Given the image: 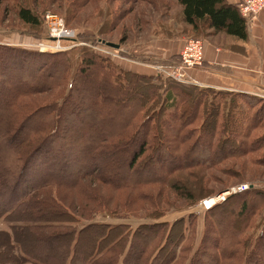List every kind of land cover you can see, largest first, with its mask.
Masks as SVG:
<instances>
[{
    "label": "rangeland",
    "instance_id": "rangeland-1",
    "mask_svg": "<svg viewBox=\"0 0 264 264\" xmlns=\"http://www.w3.org/2000/svg\"><path fill=\"white\" fill-rule=\"evenodd\" d=\"M20 5H26L42 13L41 26L32 29L21 23L16 16ZM47 12L60 19L63 28L75 33L76 45L62 51H39L35 44L46 38L48 30L42 16ZM189 39L208 40L219 47L230 49H237L242 43L223 33L210 31L205 26L199 31H193L184 23L181 7L176 0H0V46L47 54L67 53L68 50L75 60L78 57L76 52L83 47L89 49L98 58L106 59L115 65L110 69L113 74H121L123 71L134 75H124L129 83L125 80L122 83L123 91L126 93L132 91L134 97L131 98L119 93L115 85L110 87L105 74H99L96 70L90 71L89 81L97 83L95 90L103 106H106V113L101 114L102 123L98 124L97 130L94 131V128L89 134L91 136L100 134L97 145L92 150L86 151L89 153V160L76 164L88 169L89 176L83 178L74 188H50L49 192L61 200L72 215L82 219H88L92 214L94 222L127 224L131 230L142 223L165 222L169 231L172 228L170 231L172 240L178 236L180 238V232L183 234L180 243L167 245L162 251L163 257L169 250H174L175 256L171 264H188L198 249L210 244L215 238L213 224L217 225L218 229L229 230L233 220L236 219L234 229L237 230L238 226L240 227L239 220L246 216L248 221L242 228L244 232L241 238L246 237L248 242L243 248L242 255L235 262L263 264L264 237L260 234L264 235V93H245L241 96L243 93H227L200 87L198 79L192 75V72L201 66L197 68L181 66L185 74L184 82L176 81L161 71L160 66L178 67L176 65L178 61L168 65L158 61L169 59L174 55L180 56ZM101 41L116 43L119 48H111ZM63 44L71 45L66 41ZM16 60L19 64L21 59ZM103 64L107 65V63ZM28 68L31 66L29 65ZM43 69L38 75L40 78L33 81L32 85L48 81L47 76L50 75L52 68L49 65ZM56 83L47 92L40 91L37 95L24 98L23 101H29L34 105L50 104L59 93L60 86L58 82ZM137 83L138 87H136ZM43 85L47 87L50 84ZM149 88L154 91V96L149 93ZM175 88L180 90L176 91ZM88 89L90 92L94 91L91 87ZM170 90L176 98L175 106L166 108L167 110L162 109L164 100L161 98H165L166 91L171 92ZM125 95L129 97L128 107L132 108L138 105L139 100L151 101L153 96V106L147 113L153 124L157 121L151 134L145 135L140 127V121L148 118L145 117L146 113L140 110L132 127L127 126L125 133L127 139L137 138L138 142L146 137L151 141L147 152L129 173L125 168L130 147L115 146L112 139L115 136L114 127L122 128L123 117L131 112L127 110L125 101H120L127 98ZM185 97L189 98V101L186 102ZM197 100L199 101L196 102ZM193 105L197 106L196 118L194 122L188 123L184 119L189 115ZM50 106L51 104L47 107ZM43 113L36 117L35 123L42 120L44 122L45 113ZM163 119L165 122L161 123ZM204 119L206 128L213 123L215 125L211 139L217 145L209 148L210 155L205 153L210 139L205 131L207 129H201ZM255 119L260 121L255 122ZM181 121L183 127L177 136V141L173 143L172 139L175 136L170 127ZM254 122L258 127L251 130ZM29 125L33 128L36 124ZM224 125L228 126V129L227 127L222 129ZM247 128L251 130L250 135L244 139ZM16 134L17 131L12 132L7 139L14 144L13 150L19 152L22 151V146H25V139ZM165 136L168 138L166 139ZM226 138L227 140L224 141ZM240 140H245L244 146ZM257 144L261 145L257 147ZM59 146L69 145L64 141L59 142ZM163 146L166 151L161 148ZM196 148L197 153L194 151ZM55 152L59 157L61 152L59 154ZM9 156L8 152L5 158L9 159ZM214 156L221 159L218 163L212 164L209 160ZM56 166L57 170L54 169ZM48 168L47 172L54 176L61 173L60 163L53 162ZM11 175L14 174H9L8 169L4 173L0 172V199L5 198L7 194ZM165 177L168 178V182L161 181ZM122 179L125 182H121ZM175 183L177 189L173 188ZM239 185H247L248 188L236 193L234 198L230 197L235 194L230 195L222 212L217 214L219 211L217 208L216 214L212 215L214 211L208 213L200 208V200L216 197ZM252 188L261 192L262 198L245 193ZM240 205L245 206L246 214L238 218L235 214L243 209ZM42 216L47 218L44 213ZM86 222L81 220L79 226ZM206 226L211 228L209 232L206 231ZM0 230L8 231V223L0 220ZM238 231L242 232L240 229ZM27 235L31 236L28 232H23L22 236H19L25 249L45 256L42 250L45 248L44 241L36 238L28 240ZM97 235L98 238L106 237L107 233L102 231ZM69 238L70 236L67 243ZM0 242L1 248L6 247L5 253L0 256V264H4L8 262L11 251L7 247L6 240ZM67 243L65 246L59 243L60 249L55 253L64 255L67 251ZM134 252L135 250L132 254ZM207 252L221 255L216 246L207 249ZM227 253L230 251L228 250ZM257 253L262 256L263 262H248ZM199 260L209 263V259L205 257Z\"/></svg>",
    "mask_w": 264,
    "mask_h": 264
},
{
    "label": "trees",
    "instance_id": "trees-1",
    "mask_svg": "<svg viewBox=\"0 0 264 264\" xmlns=\"http://www.w3.org/2000/svg\"><path fill=\"white\" fill-rule=\"evenodd\" d=\"M176 1L181 7L184 23L193 31H199L201 27L205 26L210 31L223 33L236 40L245 41L248 39L247 21L240 15L235 3H229L227 0ZM41 14L26 5H20L16 16L21 23L33 29L41 26ZM66 52L47 54L0 46V172L4 173L8 169L9 174H14L9 178L11 184L5 198L0 199V220L8 223L9 227L8 231L0 230V241L6 240L7 247L11 251L8 262L4 264H171L175 256L174 250H169L163 257L162 251L167 245L180 243L183 234L180 232V238L178 236L172 240V233L170 232L172 228L169 231L165 222L142 223L136 229L131 230L127 224L113 225L106 222H94L92 214L89 215L88 219H82L72 215L61 200L49 192L50 188H74L79 185L83 178L89 176L90 171L88 169L76 164L89 160L90 156L86 151L92 150L100 138V134L95 136L89 134L93 132L94 128V131L97 130L98 124L102 123L100 117L106 113V106H103L95 90L97 83L89 81L88 74L90 71L96 70L99 74H105L110 87L115 85L119 93L126 94L131 98L134 97L132 91L130 93L123 91L124 86L122 84L124 80L129 83L125 76L132 74L123 71L121 74H113L110 70L113 64L106 59L98 58L87 48L82 47L76 52L78 56L76 60L72 53L68 50ZM17 58L21 59L19 64ZM178 60L179 55H174L158 62L168 65L176 63ZM103 63H107V65L105 66ZM29 65L31 68H28ZM49 65L52 69L50 75H46L48 81L45 80L42 84L32 85L34 84L33 81L40 78L38 75L42 72L41 70ZM113 66L115 67V65ZM56 82H58L60 89L56 99L50 103V107H47L50 104L34 105L29 101H23L24 98L37 95L40 91L47 92L57 84ZM44 83L50 85L44 87L46 86L43 85ZM90 87L94 91L90 92L88 89ZM136 87H138V83ZM179 90V88L176 89V91ZM149 93L154 96V91L150 88ZM166 93L165 98H161L164 100L161 107L162 109L173 108L176 98L173 97L172 91H166ZM153 96L151 101L139 100L138 105L133 108L128 107L130 105L129 97L120 100L125 101L127 110L131 112L123 117L124 126L122 128L114 127L115 136L112 139L115 146L128 145L130 147V155L125 168L127 173L135 168L151 143L146 137L141 138L138 142L137 138L127 139L128 136L125 134L127 126L132 127L141 110L146 113L145 117L148 119H142L140 127L145 135L151 134L153 126L157 123L156 121L153 124L149 119L150 115L147 113L153 106ZM188 99L185 97L186 102L189 101ZM196 108V105L192 106L189 115L185 116V121L188 123L195 121ZM42 113L44 114V122L42 120L35 123L36 117ZM45 121L47 122L45 123ZM259 121L255 119V122ZM163 122H165L164 119L161 120V123ZM255 122L252 126L250 125L251 130L258 127ZM29 124L36 125L31 128ZM206 126L204 119L201 129H207L205 131L210 141L205 153L210 155L209 148L217 145L211 139L215 125L213 123L207 128ZM182 127L183 121L170 127L175 136L172 139L173 143L177 141V136H179ZM224 127L228 129L226 125L222 129ZM248 128L244 132V139L250 135L251 130ZM15 131H17L16 135L25 139V146H22V151L19 152L13 150L14 144L7 139ZM226 140L227 138L224 139V141ZM64 141L69 146H59V142ZM240 141L244 146L245 140ZM129 142L131 146H129ZM257 145L259 147L261 144ZM161 148L166 151L164 146ZM11 150H13L12 154ZM55 151L58 154L61 152L59 157ZM194 151L197 153L198 149L196 148ZM8 152L10 154L9 159L5 158ZM220 159L218 156H214L209 161L215 164ZM53 162L60 163L61 173L58 176L47 172L48 167L52 166ZM57 166L54 169L57 170ZM168 175L166 176L168 177ZM167 177L161 181L168 182ZM121 182L125 181L122 179ZM129 184L131 183L129 182ZM173 188L177 189L176 183ZM245 193L256 198L263 196L261 192L255 191L253 188ZM228 197L206 212L214 211L211 214L215 215L217 208H219L217 214L222 212ZM234 197L236 194L230 198ZM240 206L243 209L235 214L238 218L246 214L245 206ZM43 213L47 218L42 216ZM81 220L87 222L79 226ZM239 221L241 228L239 226L238 228L242 232H239V229H234V225L237 223L236 219L233 220L229 230L218 229L216 228L217 225L213 224L215 238L210 241V244L204 245L203 249H198L188 264H206L199 260L202 257L209 259L208 264H238L235 261L242 255L243 248L248 242L246 237L241 238L244 232L242 228L248 221L247 217L245 216ZM210 229L209 226H206L207 232ZM102 231L107 233L106 237L98 238L97 234ZM23 232L31 234V236L27 235L28 240L36 238L44 241L45 248L42 250L45 256L25 249L22 240L19 238ZM68 236L70 238L67 243ZM260 236L264 237L263 234ZM59 243L63 246L67 243V251L64 255L55 253L56 250L60 249ZM213 246L217 247L220 256L214 252L211 254L207 252V249L213 248ZM2 249L0 246V256L5 253L6 247ZM256 249L259 251L258 248ZM134 250L135 252L132 254ZM228 250L230 253H227ZM261 258L262 256L257 253L248 262H263ZM230 259L235 263L229 261Z\"/></svg>",
    "mask_w": 264,
    "mask_h": 264
},
{
    "label": "crops",
    "instance_id": "crops-1",
    "mask_svg": "<svg viewBox=\"0 0 264 264\" xmlns=\"http://www.w3.org/2000/svg\"><path fill=\"white\" fill-rule=\"evenodd\" d=\"M247 30L248 39L237 40L242 42L237 49L203 40V65L192 72L200 87L227 93H264V10L253 22H247Z\"/></svg>",
    "mask_w": 264,
    "mask_h": 264
},
{
    "label": "built area",
    "instance_id": "built-area-1",
    "mask_svg": "<svg viewBox=\"0 0 264 264\" xmlns=\"http://www.w3.org/2000/svg\"><path fill=\"white\" fill-rule=\"evenodd\" d=\"M235 4L240 15L249 23L253 22L260 12L264 10V0H235ZM43 22L48 30L46 38L35 44L39 51H62L76 45L75 33L69 29L63 28L61 20L49 12L43 15ZM52 39V40H51ZM69 42L71 45H64L63 42ZM205 43L198 39H189L182 52L180 53L178 67L160 66L161 71L167 73L172 79L184 82V76L181 66L199 67L204 61ZM178 68H180L178 70ZM248 188L247 185H239L218 194L216 197H208L200 200L199 205L202 211H208L219 203H222L232 194L240 193Z\"/></svg>",
    "mask_w": 264,
    "mask_h": 264
},
{
    "label": "water",
    "instance_id": "water-1",
    "mask_svg": "<svg viewBox=\"0 0 264 264\" xmlns=\"http://www.w3.org/2000/svg\"><path fill=\"white\" fill-rule=\"evenodd\" d=\"M52 40V39H51ZM102 43H104L105 45L111 47V48H115V49H118L119 48V45L116 44V43H113V42H106V41H101Z\"/></svg>",
    "mask_w": 264,
    "mask_h": 264
},
{
    "label": "bare ground",
    "instance_id": "bare-ground-1",
    "mask_svg": "<svg viewBox=\"0 0 264 264\" xmlns=\"http://www.w3.org/2000/svg\"><path fill=\"white\" fill-rule=\"evenodd\" d=\"M211 198V197H210Z\"/></svg>",
    "mask_w": 264,
    "mask_h": 264
}]
</instances>
